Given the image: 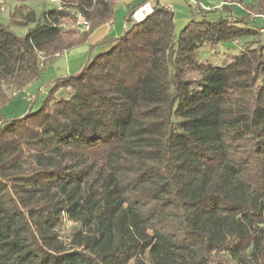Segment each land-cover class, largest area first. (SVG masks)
I'll use <instances>...</instances> for the list:
<instances>
[{
	"label": "trees",
	"instance_id": "1",
	"mask_svg": "<svg viewBox=\"0 0 264 264\" xmlns=\"http://www.w3.org/2000/svg\"><path fill=\"white\" fill-rule=\"evenodd\" d=\"M61 1L39 15L20 1L0 24V264H264V28L249 24L264 0H240V19L223 6L176 40L159 0L131 19L141 0L88 54L107 50L4 119L121 0ZM75 13L88 30L71 28ZM227 43L240 49L224 65L200 62Z\"/></svg>",
	"mask_w": 264,
	"mask_h": 264
},
{
	"label": "rangeland",
	"instance_id": "2",
	"mask_svg": "<svg viewBox=\"0 0 264 264\" xmlns=\"http://www.w3.org/2000/svg\"><path fill=\"white\" fill-rule=\"evenodd\" d=\"M19 1V2H17ZM22 0H5L4 10H0V24L8 26L9 24V11L13 8L14 5L20 3ZM156 0H150L149 4L153 5ZM240 0H159L163 6L171 7L173 13V35L174 40L188 27L199 26L203 21L208 20L212 21L219 17H224L225 13L222 12L221 8L223 6H228L231 10V15L234 18L240 19L246 16V11L239 3ZM141 0H121L118 5L114 8V24L110 27L112 30V36H107V38H118L123 29L129 27V23H125V17L129 12V8L140 3ZM243 4H252L251 0H242ZM28 5H31L36 14L39 15L42 10V5L45 9H52L53 6L47 3L40 2H27ZM213 12V13H208ZM249 24L256 28H264V16L263 17H253L249 19ZM124 25V27H123ZM31 27V26H29ZM70 26L65 25V28ZM77 32L81 31L75 24L71 25ZM117 28V32H115ZM12 33L18 37H22L26 34L27 28L23 27H10ZM117 33V35H116ZM264 33V31H263ZM116 35V36H115ZM96 48H101L97 46ZM95 48V49H96ZM94 49V48H93ZM92 49V50H93ZM240 47L234 43H227L217 47L214 51L210 52L208 47H203L199 54V60L202 63H208L214 67H221L226 63L227 56H235L238 54ZM100 51V50H99ZM177 48L174 47L169 50L170 56L176 54ZM64 54V53H63ZM61 54V58H58L57 55L54 58L47 62L44 68L41 69L40 78L26 86L20 92L15 93L13 102L11 106L6 107L2 111V116L4 119L10 117H16L23 114L29 107L32 105V110L39 108L41 103L46 97L45 86L52 82L53 80L62 77L74 75L75 71L72 74L65 72L64 64L62 62L65 60ZM90 57V54H87L85 60H83L81 66L78 70L84 65L86 60ZM44 63H42L43 65ZM68 228V225L66 226Z\"/></svg>",
	"mask_w": 264,
	"mask_h": 264
},
{
	"label": "crops",
	"instance_id": "3",
	"mask_svg": "<svg viewBox=\"0 0 264 264\" xmlns=\"http://www.w3.org/2000/svg\"><path fill=\"white\" fill-rule=\"evenodd\" d=\"M162 4V3H160ZM167 7V6H165ZM114 24V21L112 23H109L107 25L101 26L98 29H96L91 36L88 38V42L85 45L75 47L73 49H70L63 54V58L65 59L62 64H64V70L65 72L72 74V72H78L79 66H81L83 60H85L86 55L89 53L90 46H94L98 41L106 38L107 36H112L111 33V26ZM124 27V25H123ZM117 28L115 32H117ZM117 35V33H116ZM115 35V36H116ZM101 48H94L90 52V58L94 57L95 55L107 50L109 48L108 45L100 46ZM100 50V51H99ZM58 58H61V56H57ZM75 74V73H73Z\"/></svg>",
	"mask_w": 264,
	"mask_h": 264
},
{
	"label": "built area",
	"instance_id": "4",
	"mask_svg": "<svg viewBox=\"0 0 264 264\" xmlns=\"http://www.w3.org/2000/svg\"><path fill=\"white\" fill-rule=\"evenodd\" d=\"M22 1L45 2L49 5L55 6L59 10L63 8V3L61 0H22ZM4 5H5V0H0V10L1 11L4 10ZM165 8L171 11V7H165ZM151 13H152V5L147 3L144 6L138 8L136 11H134L131 15V19L135 22H140L143 19H145L147 16H149ZM74 24L81 31L88 30V23L80 13L74 14Z\"/></svg>",
	"mask_w": 264,
	"mask_h": 264
}]
</instances>
